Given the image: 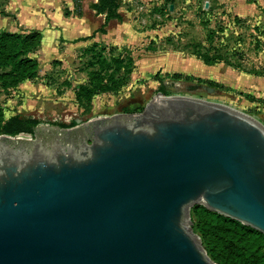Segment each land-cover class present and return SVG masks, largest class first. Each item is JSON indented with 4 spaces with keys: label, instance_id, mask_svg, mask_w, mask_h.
Listing matches in <instances>:
<instances>
[{
    "label": "water",
    "instance_id": "1",
    "mask_svg": "<svg viewBox=\"0 0 264 264\" xmlns=\"http://www.w3.org/2000/svg\"><path fill=\"white\" fill-rule=\"evenodd\" d=\"M40 126L0 133V264H218L195 203L264 233V124L247 112L159 91Z\"/></svg>",
    "mask_w": 264,
    "mask_h": 264
},
{
    "label": "rangeland",
    "instance_id": "2",
    "mask_svg": "<svg viewBox=\"0 0 264 264\" xmlns=\"http://www.w3.org/2000/svg\"><path fill=\"white\" fill-rule=\"evenodd\" d=\"M169 6L165 5L162 16L168 26L155 41L158 49L165 52L164 62L158 65V60L146 55L149 52L142 49L144 45L138 44L135 52L125 46H107L105 65L112 64L104 70L105 74L114 71L117 62H112L113 57L126 60L128 51L133 56L134 67L127 81L115 90L99 91L90 100L78 101L75 90L82 82L90 84V71L99 65L94 62L89 65L90 52L69 51L60 56L43 48L34 50L32 55L39 60L37 74L15 86H0V105L5 118L19 114L38 118L39 125L62 123L64 125L60 126H69L99 115L124 112L125 106L135 107L130 111L141 110V106L158 94V78H163L169 94L225 103L253 115L264 124V4L245 18L235 17L220 0H177L172 9ZM145 42L149 45L152 40ZM194 48L218 53L222 59L212 65L181 61V55H195ZM174 71L190 77L166 75ZM114 74L119 80L126 79L123 70ZM207 86L214 89L209 90ZM19 133L32 136L31 132Z\"/></svg>",
    "mask_w": 264,
    "mask_h": 264
},
{
    "label": "trees",
    "instance_id": "3",
    "mask_svg": "<svg viewBox=\"0 0 264 264\" xmlns=\"http://www.w3.org/2000/svg\"><path fill=\"white\" fill-rule=\"evenodd\" d=\"M119 2L120 0H96L90 3V6L97 12L105 13L104 22L98 30L105 31V25L110 18H122L121 13L118 11ZM75 3L78 5V0H75ZM41 39L42 33L36 29L21 32L0 27V86L6 88L15 86L37 74L39 61L31 55V52L40 45ZM106 47L107 45L102 43H93L84 50V52H90L91 61L88 62L89 65L94 63L99 65L97 69L90 71V84L82 82L75 90V98L78 101L82 99L90 100L99 91L115 90L124 81H127V77L134 67V60L130 51L126 50L128 51L126 60H123L120 56L113 57L112 62H117V64H114V71L105 74L104 70L112 64L110 62L109 65H105L107 62L104 52ZM193 53L207 64L222 59V56L218 53L210 54L207 50L198 48H194ZM122 61H124L123 64ZM91 62L94 63L90 64ZM121 70L124 71L126 78L124 80H119L114 74V72ZM166 75L174 78L190 77L188 74L184 75L179 71L166 72ZM158 80V91L169 94L164 79L158 78ZM208 82L217 85L212 80H208ZM142 108L143 106H141ZM132 109L127 106L124 107L126 111ZM38 123V118L27 115L11 114L5 118L3 107L0 105V133L13 135L22 131L33 133ZM190 218L192 221L191 227L200 236L206 252L218 264H264V233L260 230L217 211H210L206 206L198 203L191 206Z\"/></svg>",
    "mask_w": 264,
    "mask_h": 264
},
{
    "label": "crops",
    "instance_id": "4",
    "mask_svg": "<svg viewBox=\"0 0 264 264\" xmlns=\"http://www.w3.org/2000/svg\"><path fill=\"white\" fill-rule=\"evenodd\" d=\"M94 1L78 0L76 5L75 0H0V27L21 32L41 31V43L35 50L43 48L52 55L63 56L69 51L81 53L93 43L117 48L125 46L135 52L139 44L149 52L146 55L158 60V65L164 62L165 52L158 49L155 41L168 26L162 18L165 5L175 6L177 0H120L118 11L122 18H110L105 31L98 30L104 22L105 13L97 12L90 6ZM220 3L234 16L245 18L257 12L264 0H220ZM147 39L152 40L151 44L145 42ZM170 55L176 57L175 54ZM179 58L183 62L199 64L202 61L207 64L193 54Z\"/></svg>",
    "mask_w": 264,
    "mask_h": 264
},
{
    "label": "flooded vegetation",
    "instance_id": "5",
    "mask_svg": "<svg viewBox=\"0 0 264 264\" xmlns=\"http://www.w3.org/2000/svg\"><path fill=\"white\" fill-rule=\"evenodd\" d=\"M43 133L42 131V127H37V128H34V132L32 133V136H34L35 134L38 135V134H41ZM47 138V137H44V139Z\"/></svg>",
    "mask_w": 264,
    "mask_h": 264
}]
</instances>
